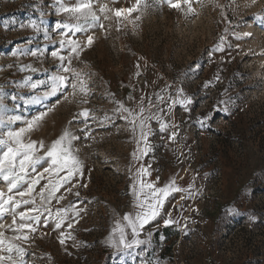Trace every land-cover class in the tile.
Segmentation results:
<instances>
[{"label": "rangeland", "instance_id": "374dc122", "mask_svg": "<svg viewBox=\"0 0 264 264\" xmlns=\"http://www.w3.org/2000/svg\"><path fill=\"white\" fill-rule=\"evenodd\" d=\"M80 2L0 0V140L12 144L9 131L46 113L22 133L25 144L36 142L24 179L10 193L0 175L3 199L13 197L5 207L20 202L17 226L35 229L13 232L5 212V243L24 249L22 264H264V0H191L192 12L166 0H95L94 25L59 11ZM102 5L112 11L100 13ZM55 76L66 83L45 97ZM65 131L81 164L70 178L47 155ZM177 175L214 221L211 236L204 224L203 241L189 229L168 238L150 223L138 250L114 251V223L157 198L167 205L168 195L151 194ZM21 212L39 222L21 221ZM18 234L28 239L12 240Z\"/></svg>", "mask_w": 264, "mask_h": 264}, {"label": "snow or ice", "instance_id": "6c2138e0", "mask_svg": "<svg viewBox=\"0 0 264 264\" xmlns=\"http://www.w3.org/2000/svg\"><path fill=\"white\" fill-rule=\"evenodd\" d=\"M167 4L169 7L173 9H180L183 4L188 5V11L192 12L193 9L191 7V0H166ZM95 0H82V2L78 3L75 7L71 8H66L61 6L59 11L63 12H69L72 13L73 15L79 14L76 18L79 20L80 18H84L85 22H87L88 18L90 17L93 25L98 21L99 17L97 16L96 12L93 10ZM135 8H129V9H115L114 15L117 18L121 17H127L130 15L133 11H135ZM100 13H106V11H112L111 9H107V5H102L99 9ZM107 15H105V19H107ZM61 25L58 24L57 28H60ZM63 27H68V25H63ZM75 29L77 31H80L82 26L77 23L75 26ZM101 28H103V25H100ZM93 43V37L89 36L87 38V44L90 46ZM72 53L78 54V49L77 46H73L71 48ZM35 55V53H32ZM53 56H56L57 53L53 52ZM60 59L63 61L64 57H60ZM71 61H69V64ZM71 69L69 67H64L63 71L64 72H69ZM53 79V86L51 88L50 92H46L44 95L45 97L54 95L57 93L58 88L61 85H64L66 83V77L64 76H55L52 78ZM80 86H81V91L85 92L86 89L84 88V82L83 80L79 81ZM33 88L36 87V84L31 85ZM77 87L76 83L72 84V88L75 89ZM121 111L127 112V109H124L123 106H121ZM143 112V109H141V113ZM46 113H41L40 116H37L34 120L29 122L28 129H20L18 132L16 131H9L7 133L8 140L12 142V144H9L8 141L0 140V146H7V150L3 152V159H0V175H2L3 179L8 182V191L11 193L13 189H15L18 185V182L22 181L24 179V174L26 173V164H35V161L32 159V153L34 149L36 148V142H31L25 144L22 141V133L25 131L30 130L33 128L39 120L42 118L43 115ZM80 115L87 117L89 113L87 110L83 111L80 113ZM9 121H15L20 119L18 116H11L8 118ZM144 124L143 122L141 123V128L143 129ZM163 128V125H162ZM71 134L68 131H65L59 139L54 141L51 145V147L47 151V155L49 157H52V163L54 165H58V170H66L67 177H71L74 173L80 172L81 170V164L79 160L72 156L69 151L68 144L65 143V141L69 140ZM142 138H143V133H142ZM15 145V147H13ZM40 148H43V143H40ZM17 158L18 160V168L19 171H16L17 168ZM135 158V154H134ZM47 171V169H45ZM141 171H144L143 169ZM68 180L65 179L64 183H67ZM32 183H36V181H32ZM148 188H153V185L148 184ZM57 186L53 185L52 193L54 194ZM169 190H181L178 189L174 181L172 184L166 186L165 188L162 189H157L155 190L151 195L156 196L157 193H160L164 196H166L169 192ZM32 189L29 187L28 191H19L17 194L21 197L25 195H30ZM3 193H0V217L3 216L5 212H11L12 214V225L10 226L11 230L13 232L17 233H23V230L25 228H28L30 231H35V229L27 223H20L17 226V221H16V213H15V208H18L20 206V202H16L14 207L11 209L6 208V205H9L13 201V197L10 195L8 196L7 199H3ZM78 195V193H77ZM62 198V197H61ZM162 201L157 198V204L161 203ZM24 203H29V201H24ZM141 208H144V205H140ZM157 205L153 203H149L147 205V210L142 211L139 213L136 217V221H139L140 226H143L145 223L148 222L151 218H153L157 214ZM33 211H36V209H33ZM59 215V213H58ZM19 217L21 221H25L27 219H34L37 222H39L40 217H27V214L24 212L19 213ZM64 217H61V220H63ZM124 219L126 221H129L130 218L129 216H125ZM133 233L135 234L137 231V225L135 221H130ZM4 225L0 224V228H3ZM56 228L61 227V223H56L55 225ZM69 227H71V224H69ZM28 236L27 235H14L12 240H27ZM60 243L63 245L65 243V240L63 238L60 239ZM121 243H123V236L121 237ZM133 244H138L139 241H132ZM127 247H130L131 245H126ZM13 253H15V256H13ZM23 256H24V249L21 248L19 245L12 243L11 241H8V243H5V236L4 232H0V264H22L23 261Z\"/></svg>", "mask_w": 264, "mask_h": 264}, {"label": "crops", "instance_id": "0c3cea01", "mask_svg": "<svg viewBox=\"0 0 264 264\" xmlns=\"http://www.w3.org/2000/svg\"><path fill=\"white\" fill-rule=\"evenodd\" d=\"M173 181L175 186L181 190H169L167 194L169 196V202L167 205H165V203H154L157 205L158 213L143 226H140L139 221H136V217L142 211H146L147 206L143 209L135 208L132 212L124 214L120 220L114 223L108 238V242L114 251L123 252V250H138L140 245H142L139 240L143 236V233H145L143 230L150 223H154L152 228L153 233L158 231L161 232L162 235L168 236V238L170 237L172 230L179 231L176 233V236L178 234L182 236V234L189 229L197 234V238L200 241H203L201 237L202 234H204V229L202 228L204 224L210 226L209 233L207 231L206 234L211 236V232L215 229V223L210 217H203L201 213L202 210L198 205H195V201L192 200L191 193L189 192L191 182L188 177H185L184 175L173 176L166 181V186L172 184ZM191 201H193V203ZM164 208L166 212L163 213V215H160L159 212H163ZM126 215L129 216V221L124 219ZM130 221L136 222L137 231L135 234L133 233ZM150 233L152 232H147L146 235H149ZM122 236L123 243H121ZM134 240L139 241V243L133 244L132 241ZM178 240V243L183 242L180 238ZM126 245L131 246L127 247Z\"/></svg>", "mask_w": 264, "mask_h": 264}]
</instances>
